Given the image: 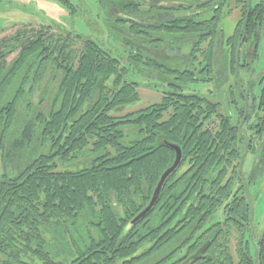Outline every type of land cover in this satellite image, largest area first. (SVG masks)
Here are the masks:
<instances>
[{
	"label": "trees",
	"instance_id": "obj_1",
	"mask_svg": "<svg viewBox=\"0 0 264 264\" xmlns=\"http://www.w3.org/2000/svg\"><path fill=\"white\" fill-rule=\"evenodd\" d=\"M214 2L202 4L203 22L180 14L172 28L126 5L137 20L123 36L125 65L119 53L49 25L0 38V264H243L241 246L238 263L226 246L229 226L251 217L241 187L233 193L242 176L238 125L217 103L176 87L159 103L120 115L139 98L129 71L155 88L175 72L147 49L189 37L210 39L205 47L213 49ZM234 2L240 19L226 40L233 53L251 40L256 48L264 25L263 3ZM261 83L259 134L264 75ZM164 141L180 147L182 160L151 211L128 228L173 163ZM204 242L209 248L199 258ZM259 256L264 264V241Z\"/></svg>",
	"mask_w": 264,
	"mask_h": 264
},
{
	"label": "rangeland",
	"instance_id": "obj_2",
	"mask_svg": "<svg viewBox=\"0 0 264 264\" xmlns=\"http://www.w3.org/2000/svg\"><path fill=\"white\" fill-rule=\"evenodd\" d=\"M102 1L69 0L71 7L66 8L60 0H0V38L24 25L33 27L49 25L55 30L91 39L102 49L113 51L117 55L119 53L121 64L125 65L126 54L122 51L123 36H128L126 31L130 25L127 22H123L122 26L120 24L122 32L119 34V41H114L103 21ZM259 2L264 3V0H250L251 6ZM146 8L144 5L142 11ZM225 12H228L227 17L220 20L219 28L227 38L234 32L240 14L239 8L231 3ZM107 18L110 20L109 23L111 19H114L110 16ZM117 46H120L121 51L115 50ZM159 49L160 47L157 50ZM262 75H264V25L260 31L257 51L255 53L252 51L245 66L234 71L227 70L212 78L210 82L186 83L182 88L186 94L195 93L214 100L219 104L220 112L238 125L240 140L237 146L242 155L241 173L243 183L248 188L246 196L251 206V228L255 234H259L264 229V154L261 156L260 151L256 149L257 146L260 148L264 146V133L259 139L254 128L257 118L261 116L257 109V102L262 87ZM126 80L136 81L142 84V87L137 89L139 100L123 110L120 115L135 112L159 102L162 91L167 90L162 86H159L161 90L151 89L147 83L152 84L154 81L149 82L131 71L127 73ZM221 214L222 210L218 213L220 220ZM230 244L232 251L233 241Z\"/></svg>",
	"mask_w": 264,
	"mask_h": 264
},
{
	"label": "flooded vegetation",
	"instance_id": "obj_3",
	"mask_svg": "<svg viewBox=\"0 0 264 264\" xmlns=\"http://www.w3.org/2000/svg\"><path fill=\"white\" fill-rule=\"evenodd\" d=\"M206 1L208 0H116V6H114L115 8H110V12L114 15L112 16L114 17V19H112L110 23H109L110 20L106 19L104 16V13L107 12L109 7L107 6V4L102 3L103 1L101 2V5L103 6V9H104V12H103L104 24L105 26L108 25L111 28V31L114 33L113 35H111V38L114 41L118 42L119 34L120 32H122V29L120 28L119 25L121 24L122 26L123 22H127V24L131 25L132 22H135V20H137L136 17L134 16L133 11L125 9L126 5H129L132 3L135 5H139L138 7L139 12H145V11L147 12V15H148L147 21H151L154 23L161 21L163 22V25L165 27L172 28V26L174 25L172 22L180 14H185L186 16L191 17V19L195 21L196 23L203 22L204 15H203L202 4H204ZM230 3L234 4L235 7L239 8L235 4L234 0H215L214 5L212 6L213 9L215 10L220 9L219 18L217 21V30H216L214 40H213L214 47L212 50H208L205 47L209 44L210 39H207V41L205 42H200V38H199V43H197V40L196 42L193 41L194 40L193 37L183 38L182 40H179L178 42L171 41L170 44L163 46L162 49L160 48L159 50L155 48L147 49L148 54H151L155 58L165 61L166 63H169L170 65L169 68L175 71L174 74L170 75L169 80H167V82L164 83V86L167 88L166 92L171 91L174 87L183 88V85L186 83L190 84V83L210 82L212 81V78L214 79L219 74L221 75L227 70L234 71L235 69L239 67L245 66L247 62V58L252 55V51L254 53L257 51L258 43H257V47L255 48L253 46L254 47L253 48L252 40L246 44L241 43L242 46L238 49V51L235 50L234 53H233V50L230 48V46L227 47L226 40L232 35L225 38L222 30L219 28V22L222 18L227 17L228 12H225V10L230 6ZM259 3H263V2H259ZM259 3H256V4H259ZM144 5L147 8L145 11H142V8ZM239 14H240V8H239ZM258 33L260 34V30L258 31ZM197 35H200V34H197ZM204 56L207 58H205ZM184 72H188L189 75L188 76L183 75ZM131 82L133 84L134 83L138 84V82L136 81H131ZM154 85H157V84L151 85L150 88L161 90L160 87L155 88ZM139 87H142V84L141 85L139 84L137 86V89ZM163 92L164 91H162V95H163ZM189 94H195V93H189ZM162 97L163 96H161V99ZM209 100L214 102V100L212 99H209ZM170 102H172V99L170 100ZM214 103H217V102H214ZM153 104H156V103H153ZM219 113H221L220 108H219ZM257 124H258V121L255 125ZM255 125H254L255 133L257 134L259 139H261L264 131L262 132V134H259ZM165 143L166 142L164 141V144ZM169 148L173 150L171 147ZM256 149L257 151H260L261 156L264 154V146L261 148L260 146H257ZM180 151H181V160H182V150L180 149ZM173 152L175 155L174 150ZM174 159H175V156H174ZM260 160L261 158L259 159L258 163L260 162ZM235 182H236V185L234 186L233 193L235 194V192L237 191L236 189L238 187L239 188L241 187V191L239 192V194L244 198L245 205L249 206L250 214H251V206L249 202L247 201V196H246V191L248 188L243 183L242 176L238 178ZM223 211H224V206L222 207V212ZM224 216L222 217L221 220H219L220 222L223 221ZM226 216H227V213H226ZM239 223L240 224H238L237 226H234V225L229 226L231 236L228 242L226 243V246L229 250V254L232 257L233 262L234 263L240 262V256L238 255L237 250H238V247L241 246V248L243 249V253L248 255L247 257H244L243 262H242L243 264H250V263L263 264L261 263L263 260L262 261L260 260L259 249H260L262 242L264 241V229L259 234H255L251 228V217L248 223H246L243 220L240 221ZM221 228L224 229L225 227L222 226ZM237 228L242 233L240 232L238 233L236 230ZM231 241H233L232 251H231V244H230ZM208 248H209L208 242H204L202 245H200L197 249L198 257L203 258L206 255ZM192 261H193L192 258H190L187 261L188 263L187 262L186 263L190 264Z\"/></svg>",
	"mask_w": 264,
	"mask_h": 264
},
{
	"label": "water",
	"instance_id": "obj_4",
	"mask_svg": "<svg viewBox=\"0 0 264 264\" xmlns=\"http://www.w3.org/2000/svg\"><path fill=\"white\" fill-rule=\"evenodd\" d=\"M167 146L171 147L174 151H175V159L173 161V163L171 164L170 167H168L167 169H165L163 171V173L161 174L155 188L154 191L152 193V196L149 200V202L147 203V205L128 223L127 227L130 228L132 227L134 224H136L140 219L144 218L150 211L151 209L154 207V205L156 204L158 197L160 195L161 189L164 185V183L166 182V180L169 178V176L177 169V167L180 164L181 161V151L179 149V147H177L174 144H170V143H165Z\"/></svg>",
	"mask_w": 264,
	"mask_h": 264
}]
</instances>
